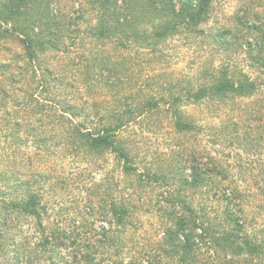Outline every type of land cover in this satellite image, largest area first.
Instances as JSON below:
<instances>
[{
    "label": "trees",
    "instance_id": "trees-1",
    "mask_svg": "<svg viewBox=\"0 0 264 264\" xmlns=\"http://www.w3.org/2000/svg\"><path fill=\"white\" fill-rule=\"evenodd\" d=\"M59 3L0 0V40L24 56L18 65L0 58V163L11 167L0 168V264H264V227L256 231L247 209L251 188L238 184L231 158L203 144L228 140L212 120L229 117L231 101L256 100L264 123V28H250L254 45L223 28L218 40L231 54L220 64L204 65L194 81L148 86L135 57L201 29L214 0H89L72 13ZM208 104L220 105L188 110ZM161 110L176 134L201 138L199 148L177 150L169 178L139 167L130 135ZM105 153L119 167L113 185L66 170L71 157L95 173ZM259 165L257 175L241 171L264 196ZM153 183L165 190L151 210L143 192ZM74 187L86 195L72 208Z\"/></svg>",
    "mask_w": 264,
    "mask_h": 264
},
{
    "label": "rangeland",
    "instance_id": "rangeland-1",
    "mask_svg": "<svg viewBox=\"0 0 264 264\" xmlns=\"http://www.w3.org/2000/svg\"><path fill=\"white\" fill-rule=\"evenodd\" d=\"M88 1L59 0V5L64 11L72 13L75 2L77 3V8L79 4L83 3L86 5ZM88 17L89 15L86 16V18ZM240 18L244 22L243 25L238 23ZM225 27H231L234 32H241V34H244L242 36V39H244L243 43L254 45L255 39L259 37V34L250 28L254 30L255 27L264 28V0H214L211 18L201 26V29L190 32L188 35L183 34L170 38L164 43L161 50L155 52L146 50V53L138 54L135 57L136 70L139 72L137 77L144 82H149L148 86L156 85V83H167L173 78L176 81L183 82L196 80L200 68L204 67V65L220 64L224 56L231 54V51H226L222 48L220 45L221 41L218 40L217 34ZM243 48L246 49L247 47ZM110 50L117 53L115 47H111ZM0 52L1 59L6 61L9 59L16 65L22 63L24 58L21 47L12 40H0ZM238 58L243 61V64H248V59L244 54H241ZM69 82L72 86L77 84L73 79ZM66 89L68 92L70 90L75 91L74 87ZM217 105L220 104H208L201 108L191 106L188 110L198 116L202 109L209 112L215 110L218 107ZM260 107L258 102L253 99H244L236 103L229 102L227 108L234 110L230 116L227 118L214 117L212 120L217 133L225 134L228 140L223 146L217 145L212 141H206V139L203 140V144H207L210 147L209 149L211 147L215 148V150L221 149L226 156L225 158H231V164L236 167L234 170L235 177H239L238 184L242 189L251 188L250 203L247 209L250 213V221L253 222L252 224L255 226L256 231L262 230L264 227V206H262L264 205V196L257 187H248L252 183L250 182V177L249 181H243L247 177V174L243 171L247 170L246 173L250 174L252 172L257 175L260 173L259 164L264 161V123L257 120L260 117L259 113H261L259 111L261 110ZM233 122L236 123V126ZM209 134L213 135L211 130ZM130 135L134 139L135 148L139 153V157L136 158L139 167L141 169L150 168L153 173L159 172L161 176L167 178L172 176L171 172L173 171L174 162L181 158V156L177 157L179 148L194 150L201 145V138L197 134H176L170 117L162 110L155 115L147 117L142 122H138L131 129ZM239 158H243V160L238 161ZM252 158H255V161H259V163L252 165ZM94 160H97L98 166L95 173L89 172L86 162L78 165V163L73 162L71 157L65 158L64 164L66 170L73 174L72 177L79 176V173L85 174L88 184L97 180L103 184L110 182L113 185L116 178L119 177V167L114 156L110 153H105L98 155ZM240 162L243 165L240 166ZM0 168L9 172L11 167L8 166L7 161L2 160ZM163 184L166 185V183ZM164 190L165 187L159 183H153L147 187L143 192L144 208L152 210L159 207L163 198L161 193ZM69 192L72 197L69 205L72 208L77 206L82 196L86 195V191L80 192L75 187L70 188ZM216 205L222 207L223 203L217 202ZM152 214L154 215V212ZM156 221H158V218L152 216L150 223L153 222L155 224Z\"/></svg>",
    "mask_w": 264,
    "mask_h": 264
}]
</instances>
